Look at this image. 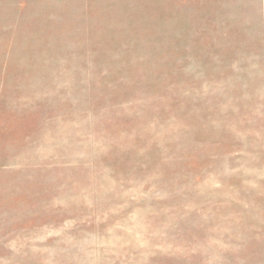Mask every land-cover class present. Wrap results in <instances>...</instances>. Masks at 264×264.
Wrapping results in <instances>:
<instances>
[{"label":"rangeland","instance_id":"obj_1","mask_svg":"<svg viewBox=\"0 0 264 264\" xmlns=\"http://www.w3.org/2000/svg\"><path fill=\"white\" fill-rule=\"evenodd\" d=\"M0 264H264V0H0Z\"/></svg>","mask_w":264,"mask_h":264}]
</instances>
